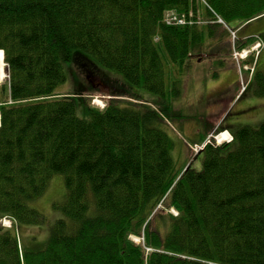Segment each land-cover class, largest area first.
I'll list each match as a JSON object with an SVG mask.
<instances>
[{
  "label": "trees",
  "instance_id": "trees-1",
  "mask_svg": "<svg viewBox=\"0 0 264 264\" xmlns=\"http://www.w3.org/2000/svg\"><path fill=\"white\" fill-rule=\"evenodd\" d=\"M204 2L0 0V220H12L0 264H264V122L207 144L199 169L182 172L172 152L192 53L216 38L217 17L264 13V0ZM201 8L212 21L193 24ZM172 10L185 23H168ZM71 79L75 94L61 92ZM87 79L154 103L97 108ZM57 174L66 192L50 218L34 201ZM160 204L178 211L166 225L152 218ZM43 225L44 238L25 234Z\"/></svg>",
  "mask_w": 264,
  "mask_h": 264
},
{
  "label": "rangeland",
  "instance_id": "rangeland-1",
  "mask_svg": "<svg viewBox=\"0 0 264 264\" xmlns=\"http://www.w3.org/2000/svg\"><path fill=\"white\" fill-rule=\"evenodd\" d=\"M204 12L206 13L205 9L201 8L202 16H205ZM261 15L244 24L228 23L233 28L238 27L237 37L228 32L227 26L222 25L218 28L216 38H207L202 48L189 58L182 76L183 94L171 103V113H177L178 115L173 116L179 118L168 120L170 133L174 138L172 152L182 172L190 165L200 168L199 155L204 149L202 144L221 145L228 142L214 138L222 131L219 129L221 125L229 126L228 131L224 128L222 132L231 138L233 130L244 125L258 127L264 122V13ZM259 68L257 79L253 82V75L250 82L251 73ZM4 72V79L0 78V83L7 77L6 67ZM72 79L61 87V92L70 93L72 89L75 94ZM86 84L88 86L83 97L97 108H104L110 101L143 102L149 105L154 103L150 97L140 100L127 93L111 94L110 89L114 86L110 79H98L95 82L87 79ZM226 135H222V138ZM65 192L63 175L57 174L51 179L46 193L39 196L34 204L51 218L54 214L53 203L62 199ZM170 212L177 214L178 211L172 206L160 204L152 218H158L166 225ZM159 213L160 217L157 216ZM8 221L10 219L0 220L4 226L10 225ZM41 227L28 228L25 234L44 238L47 228L44 225ZM164 229L165 226L162 230ZM130 238L144 246L142 236L132 234Z\"/></svg>",
  "mask_w": 264,
  "mask_h": 264
},
{
  "label": "bare ground",
  "instance_id": "bare-ground-1",
  "mask_svg": "<svg viewBox=\"0 0 264 264\" xmlns=\"http://www.w3.org/2000/svg\"><path fill=\"white\" fill-rule=\"evenodd\" d=\"M184 13V12H183ZM185 14V13H184ZM165 15V14H164ZM166 16V15H165ZM219 20L224 21L222 18H219ZM165 21V20H164ZM222 24V22H220ZM225 23V22H224ZM5 64H4V59H3V51L0 49V78H3L5 75ZM8 71V70H7ZM4 79V78H3ZM223 139V138H220Z\"/></svg>",
  "mask_w": 264,
  "mask_h": 264
},
{
  "label": "built area",
  "instance_id": "built-area-1",
  "mask_svg": "<svg viewBox=\"0 0 264 264\" xmlns=\"http://www.w3.org/2000/svg\"><path fill=\"white\" fill-rule=\"evenodd\" d=\"M166 20H167L168 23H171V22H184V19L182 17L181 18L178 17L173 12L167 15Z\"/></svg>",
  "mask_w": 264,
  "mask_h": 264
}]
</instances>
